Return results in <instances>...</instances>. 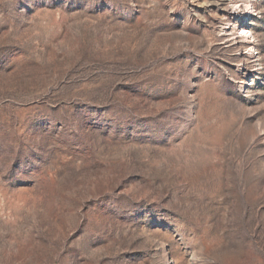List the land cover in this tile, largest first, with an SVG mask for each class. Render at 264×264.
Wrapping results in <instances>:
<instances>
[{"label": "rangeland", "instance_id": "374dc122", "mask_svg": "<svg viewBox=\"0 0 264 264\" xmlns=\"http://www.w3.org/2000/svg\"><path fill=\"white\" fill-rule=\"evenodd\" d=\"M0 264H264V0H0Z\"/></svg>", "mask_w": 264, "mask_h": 264}]
</instances>
